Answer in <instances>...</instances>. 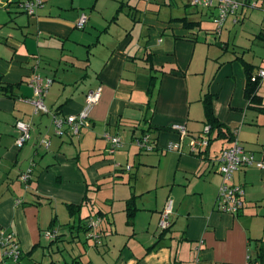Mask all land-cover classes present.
Returning a JSON list of instances; mask_svg holds the SVG:
<instances>
[{"label": "crops", "instance_id": "0c3cea01", "mask_svg": "<svg viewBox=\"0 0 264 264\" xmlns=\"http://www.w3.org/2000/svg\"><path fill=\"white\" fill-rule=\"evenodd\" d=\"M42 1L34 19L13 3L0 9V236L11 233L22 253L14 263L0 247V264H49L50 249L55 264L72 258V264H264V169L252 164L233 173L231 184L242 187L243 206L237 214L222 212L215 205L221 177L214 161L230 141L212 133L197 155L187 145V137L206 125L202 98L209 94L223 128L264 162V78L254 89L256 101L245 94L246 66L252 75L264 69L257 63L258 50H264V0H254L261 10L253 17L245 10L251 0H243L227 17L224 38L222 32L208 36L214 30L203 20L214 11L199 9L192 17L169 9L159 16L161 6L176 0H146L140 16L119 5L125 0ZM82 10L88 18L78 29ZM181 17L194 24L175 19ZM33 71L52 79L43 98L47 112L35 111L28 101ZM98 86L88 128L80 127L76 138L69 129L56 135L52 115L78 114L86 93ZM16 121L29 124L21 147L15 144ZM174 122L185 125L186 136L169 128ZM105 132L121 139L112 153L105 150ZM143 133L152 137V151L136 144ZM178 140L180 151L166 148ZM117 186L124 193L122 210L133 194L137 207L119 232L114 212L103 208L117 199ZM105 187H111V198L95 208L98 199L90 193ZM167 199L171 226L157 241ZM81 202V218L103 212L100 230L96 226V237L80 234L54 252L43 233L53 229L66 236V223L74 221L67 204ZM59 206L67 215L56 223L52 214Z\"/></svg>", "mask_w": 264, "mask_h": 264}, {"label": "built area", "instance_id": "2783aa9c", "mask_svg": "<svg viewBox=\"0 0 264 264\" xmlns=\"http://www.w3.org/2000/svg\"><path fill=\"white\" fill-rule=\"evenodd\" d=\"M243 0H192V4L195 6H201L205 9H210L216 6L219 10L218 14L213 17V22L216 23L214 30L215 35H219L220 29L223 25L224 20L231 15H235L238 8L242 5ZM22 12H25L29 15H35L38 8L42 6L40 0H19V1H7L4 7L10 6L12 4ZM250 5V2H249ZM256 6V4H251ZM86 22L85 14L82 13L78 17L75 25L78 28H82ZM257 78H264V69L259 70L254 75L251 76V80L255 81ZM52 82L50 77L41 75L37 71L31 73L30 79L28 81L29 85L33 90V96L28 99L33 106L35 111L47 112L43 98ZM101 93V87L98 86L95 89L89 91L85 95L84 105L81 111L74 115H52V124L54 126V133L58 136L64 135L69 129L73 134H78L79 128L84 124H87V119L89 117L90 111L93 106L99 100ZM14 128L18 132V136L15 139V144L17 147H21L29 139V124L23 121H16ZM169 128L173 131L179 133V138L185 136L186 128L182 123H171ZM208 132L209 127L204 126L203 130L198 135H192L190 142L188 143V151L191 154H198L203 151L209 144L208 142ZM236 134V133H234ZM103 138L109 144L110 152H113L115 149L119 148L122 145L120 137L116 135H111L107 132L103 133ZM148 138L149 135L142 137L141 141L137 140L136 144L144 147H148ZM40 144L43 146H48L49 141L42 139ZM167 149L169 150H181L180 140L175 142L168 143ZM215 163H217L216 171L221 175L222 180L218 187V192L216 196V209L222 212H227L230 214H236L243 206V189L240 185L228 184L227 182L232 179L233 173L244 166L254 164L258 168L264 169V162L254 158L252 153L246 152L243 147L238 142L235 137L230 144L222 148L218 155L216 156ZM30 170L21 174V181L27 182L30 177ZM170 214H171V199H167L160 215L159 227L165 228L170 223ZM92 226L97 225V221L91 222ZM56 232L51 233V230L44 232L46 238L52 237ZM95 236L96 235H93ZM0 247L3 250V257L9 258L14 263H17V260L20 255V248L17 240L13 237L11 233L0 236Z\"/></svg>", "mask_w": 264, "mask_h": 264}, {"label": "trees", "instance_id": "16d2710c", "mask_svg": "<svg viewBox=\"0 0 264 264\" xmlns=\"http://www.w3.org/2000/svg\"><path fill=\"white\" fill-rule=\"evenodd\" d=\"M19 1V0H17ZM10 6H7V8ZM17 9V8H16ZM18 11H21L19 9H17ZM176 20H181L183 21V23L186 26L189 25H193L194 21H188L186 17H181V18H175ZM246 66V64H245ZM246 72H247V83H246V88H245V94L246 96L249 98L250 101H256L257 97L254 93V89L258 83V79L257 78L255 81L251 80V76L252 73L250 72V68L249 66H246ZM254 75V74H253ZM151 81H152V76H151ZM202 104H203V112H204V119H205V124L209 127V132H208V142L212 139L211 134L213 133V138H217V137H223L226 138L228 141H232L235 137L232 132H228L227 129L223 128L222 123H220L215 116L213 115V111H212V102H211V96L209 94H205L202 98ZM145 135H149L148 138V147H144L141 145H138L139 149L143 150V151H152L155 147H154V141L152 139V137L150 136L149 133H143L142 135H140L139 137L136 138V141L139 140L141 141L142 137ZM197 155V154H194ZM135 195H131L125 202V215H126V222L127 223H131V219L133 218L137 207L135 206ZM87 194L84 195V201L87 200ZM83 202V201H82ZM80 203V204H67V209H68V213L69 215L74 218V221L71 223H66L65 226H68V234L64 237H60L61 235H58L57 233L52 236V237H48L47 239H49V247L53 245H55V247H53L55 251L59 250L61 251L63 246L65 244L71 243L75 238H78L80 234H84L85 235V239H88L89 237H93V235H95L94 229L96 228V226L100 225L101 221L104 218L103 212L102 211H97L95 214L93 215H88L85 218H81L79 211L81 210V207L84 203ZM238 213V212H237ZM236 213V214H237ZM97 221V225L96 226H92L91 222ZM171 226V221L169 223V225L165 228H160V234L158 236L157 241L163 237V235L165 234L166 231H168L170 229ZM99 228L96 229V231L98 232L100 230V226H98ZM56 232L55 230L51 229V233ZM156 241V242H157ZM52 250L50 249L49 251V256H50V262L49 264H55V262H57V260H53L52 259ZM22 257V253L20 252L19 258L17 260V263L20 262ZM76 259L72 258L71 261H63L62 264H72V262H75ZM47 264V263H45Z\"/></svg>", "mask_w": 264, "mask_h": 264}, {"label": "rangeland", "instance_id": "374dc122", "mask_svg": "<svg viewBox=\"0 0 264 264\" xmlns=\"http://www.w3.org/2000/svg\"><path fill=\"white\" fill-rule=\"evenodd\" d=\"M7 1L8 0H0V9H3V10H5V7H4V5L7 3ZM9 1H15V0H9ZM41 2H42V4H44L45 2H43L42 0H40ZM146 0H125L124 2H120L119 3V5H123L122 7H124V9H125V11H126V9H127V11L130 13V8L132 7V12H131V15H138V16H140V12H141V9L142 8H144V6H147L146 4V2H145ZM251 4H256V6H252ZM248 7L249 8H245V10H247V12H248V14L249 15H251L252 14V17H253V15L254 14H256L257 15V13H259L260 12V10H261V8L259 7V6H257V3H256V1H254V0H251L250 1V5H248ZM39 9V8H38ZM37 9V10H38ZM169 9L171 10V13L172 14H180V13H183L184 11L185 12H188L189 14H190V16H192V17H195L196 15H195V13H192V12H194V11H196V10H199V9H205V8H202L201 6H195V5H193L192 4V0H176V3H174V5H172V6H168V5H163V6H161V11H160V13H159V16H167V14H169L168 12H169ZM86 10V9H85ZM85 10H82V12L80 13V14H82V13H84L85 14V17H86V22H87V18H88V15H87V13H86V11ZM165 10H167L166 12H165ZM207 11H214V14H213V16H209L208 17V15H207V18L205 19L206 21H204L203 20V22H205L206 24H208V25H210V26H212L213 27V30H215V27L217 26L216 25V23L215 22H213V17H215L217 14H218V12H219V10H218V8L216 7V6H214V7H212V8H210V9H208ZM37 12V11H36ZM119 12V11H118ZM23 15H24V17L25 18H35L36 17V15H29V14H27V13H25V12H23L22 13ZM80 14L78 15V17L80 16ZM255 16V15H254ZM78 17H77V19H78ZM77 19H76V21H77ZM227 20V18L224 20V22H223V25H222V27H221V29H220V33H219V35L221 34V32H222V38H224L225 37V32H226V30H227V26L229 25V23L227 24L226 23V25L224 26V23H225V21ZM76 21H75V23H76ZM86 22H85V24H86ZM246 23V22H245ZM85 24H84V26H85ZM83 26V27H84ZM240 25H237L236 26V30L237 31H240ZM78 28V27H77ZM79 29V28H78ZM37 33H36V31H35V35H36ZM214 34V31H213V33H210V34H208V36H210V37H213L212 35ZM232 36H233V31H231V33H230ZM238 34V33H237ZM218 35V36H219ZM236 38H238V36H236ZM34 39H36V36H35V38ZM239 39V38H238ZM258 52H259V54H261L262 55V58L260 57V59H258L257 60V63H262L263 65H264V50H258ZM260 55V56H261ZM59 116H61V115H59ZM81 128H84V129H87L88 128V125L87 124H84L83 126H81ZM72 133V132H71ZM72 135H73V137L74 138H76V137H79V134H73L72 133ZM186 136V135H185ZM184 137V136H183ZM182 137V138H183ZM188 139H187V145H188V143L190 142V138H191V136H188L187 137ZM103 139V141H104V143H105V150H106V152L107 153H112V152H110V150H109V144L106 142V140L104 139V138H102ZM212 144H213V147H215V146H219V142L218 141H213L212 142ZM217 158V157H216ZM217 163H215V167L217 168ZM250 165H252V164H250ZM125 167H128V165L126 164L125 165ZM218 173V172H217ZM220 175V174H219ZM220 177H221V175H220ZM221 180H222V177H221ZM228 184L230 183L231 184V180L230 181H228L227 182ZM118 187V189L116 190V193L118 194L117 195V199L115 198L113 201H110V200H108L107 201V203H110L109 204V206L108 205H106L105 204V206H103V208H109L110 207V210L111 211H113L114 213L112 214V216L114 217V227H115V229L119 232L120 231V229H122L123 227H124V225H125V219H126V216H125V213H124V211L122 210V208H123V206H121L122 205V200H120V198H121V194H124V193H122V188H120L121 186H117ZM112 189H111V187H109V188H103L102 190H100V191H93V192H91L90 193V195H92V194H94V197H96L97 199H98V202H96L95 204H94V207L95 208H98V206L99 205H101L102 206V203H104V202H106V198H111V195H110V193L112 192L111 191ZM96 192V193H95ZM96 194V195H95ZM93 196V195H92ZM145 197L139 202V203H141L142 201H145ZM86 206H84L83 207V209L82 210H80L79 211V214L81 215L82 213H83V210H84V208H85ZM82 208V207H81ZM88 208V207H87ZM63 209H64V207L63 206H59L58 207V211H56L57 213H55L54 211H53V216H56V223L57 222H60V221H62V220H64V218H65V216L67 215L66 214V211H63ZM96 210V209H95ZM56 214V215H55ZM52 216V217H53ZM101 226H105L104 225V223H102L101 224ZM160 228V227H159ZM44 234V233H43ZM43 240H45L46 239V237H45V235H43ZM42 240V239H41ZM43 242H45V241H43ZM38 253L39 252H37L35 255H38Z\"/></svg>", "mask_w": 264, "mask_h": 264}]
</instances>
